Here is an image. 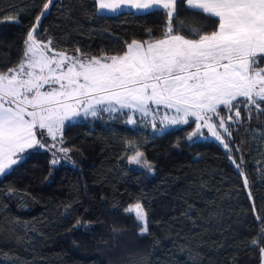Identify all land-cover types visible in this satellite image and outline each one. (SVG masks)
<instances>
[{
  "label": "trees",
  "instance_id": "1",
  "mask_svg": "<svg viewBox=\"0 0 264 264\" xmlns=\"http://www.w3.org/2000/svg\"><path fill=\"white\" fill-rule=\"evenodd\" d=\"M44 2L0 0V18L18 20L0 22V70L21 59ZM178 15L202 31L216 27L214 18L182 3ZM165 22L163 11L101 15L95 0H53L38 31L70 55L77 48L111 55L133 39H148L149 29L161 37ZM192 125L157 134L147 125L130 127L125 112L101 113L65 125L62 146L71 159L52 165L55 150H26L0 176V264H261L251 241L260 232L256 214L264 217V113L249 118L242 110L241 122L230 125L231 152L209 139L189 140ZM129 144L153 172L128 164ZM137 202L148 214L144 236L125 211Z\"/></svg>",
  "mask_w": 264,
  "mask_h": 264
},
{
  "label": "snow or ice",
  "instance_id": "2",
  "mask_svg": "<svg viewBox=\"0 0 264 264\" xmlns=\"http://www.w3.org/2000/svg\"><path fill=\"white\" fill-rule=\"evenodd\" d=\"M95 3L98 12L111 14L125 9L163 11L166 22L162 36H152L149 29L148 39L127 42L122 54L89 55L77 48L70 55L53 48L50 37L39 39L41 20L53 4V0H45L26 34L21 59L15 66L0 70V176L19 164L28 149H55L52 165L71 159V149L62 146L66 122L81 115L96 117L101 112L125 109L144 119L151 117L157 131L194 123L189 140L203 136L202 129L206 128L231 152L227 143L232 135L230 125L241 122L242 110L249 118L253 111L264 113V0ZM181 3L195 15L214 18L216 27L208 32L187 24L178 15ZM5 21L18 22L15 16L0 18V22ZM184 29L190 34H184ZM161 108L166 110L163 115ZM127 123L134 125L137 121L129 115ZM45 137L53 143H47ZM129 147L134 151L128 155V163L153 172V165L143 159L144 153L134 144ZM244 185L248 187L246 177ZM125 211L134 214L138 235L149 234L148 214L141 203ZM256 220L260 232L251 243L259 247L264 264V246H260L264 241V217L256 214ZM81 223L78 219L76 226ZM88 223L83 221L84 225Z\"/></svg>",
  "mask_w": 264,
  "mask_h": 264
},
{
  "label": "rangeland",
  "instance_id": "3",
  "mask_svg": "<svg viewBox=\"0 0 264 264\" xmlns=\"http://www.w3.org/2000/svg\"><path fill=\"white\" fill-rule=\"evenodd\" d=\"M159 111H160L161 115H163V113H164L166 110L163 109V108H161ZM121 112H125V113H126V115H127V119H128V116H129V115H133V118L137 121V123L134 124V125H133V124H128L130 127H140V128H143L145 125H147L153 133H157V134H160V133H162L163 131H166V130H169V129L178 128V127H180V126H185V125L168 126V127L164 128L163 131H157V130L153 129V127H152V125H151V117H148L147 119H144V118L141 117V115H140L139 113L132 114V113L130 112V110H127V109L122 110V111H118V112H114V113H109V112H101V113H103V114H107V115H108V114H116V113H121ZM101 113H100V114H101ZM96 117H97V116H96ZM96 117H92V116L84 117L83 115H81L80 117H78V118H76V119H74V120H72V121H68V122H66V124H68V123L83 122V121H87V120L94 119V118H96ZM159 118H160V117H157V127H158V128L160 127V125H159ZM66 124H65V125H66ZM189 124H191V125L193 124L192 127L195 128V124H194V123H191V122H190ZM202 131H203V133H204L203 136H200V137H193V139H196V140H205V139H209V140H212V141H215V142L219 143V141H217L214 137L211 136L210 133H208V131H207L206 128H205V129H202ZM220 131H221V134H222V135L226 136V134L223 133V130H220ZM45 140H46L47 143L49 142V144H50V143H53V141H51V139L48 138V137H45ZM219 144H220V143H219ZM221 145H222V144H221ZM222 146H223V145H222ZM223 148H224V146H223ZM53 150H55V149H52V151H53ZM127 157H128V156H127ZM127 157H126V161L128 162ZM128 164H129V163H128ZM129 165L132 166V167H134V168H137V169H142V168H143V167H141V166H139V165H136V164H129Z\"/></svg>",
  "mask_w": 264,
  "mask_h": 264
},
{
  "label": "crops",
  "instance_id": "4",
  "mask_svg": "<svg viewBox=\"0 0 264 264\" xmlns=\"http://www.w3.org/2000/svg\"><path fill=\"white\" fill-rule=\"evenodd\" d=\"M96 8H97V6H96ZM124 11L132 12V13H134V14H142V13H145V12H138V11H136V10H129V9H125ZM97 13H98V14H101V15H115V14H111V13H107V12H98V11H97Z\"/></svg>",
  "mask_w": 264,
  "mask_h": 264
}]
</instances>
